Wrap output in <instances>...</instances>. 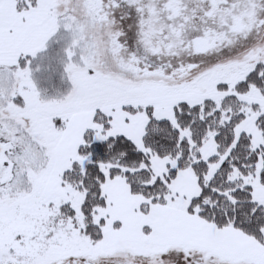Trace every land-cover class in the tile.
Here are the masks:
<instances>
[{"label":"snow or ice","instance_id":"snow-or-ice-1","mask_svg":"<svg viewBox=\"0 0 264 264\" xmlns=\"http://www.w3.org/2000/svg\"><path fill=\"white\" fill-rule=\"evenodd\" d=\"M0 264H264V0H0Z\"/></svg>","mask_w":264,"mask_h":264},{"label":"rangeland","instance_id":"rangeland-1","mask_svg":"<svg viewBox=\"0 0 264 264\" xmlns=\"http://www.w3.org/2000/svg\"><path fill=\"white\" fill-rule=\"evenodd\" d=\"M58 47H59V45L56 44L55 42H53V44H52V46L50 48V53L56 51L58 49ZM46 87H49V90L50 91H54L55 88L61 87V85L57 82L56 85H55V87H53L51 85H46Z\"/></svg>","mask_w":264,"mask_h":264}]
</instances>
